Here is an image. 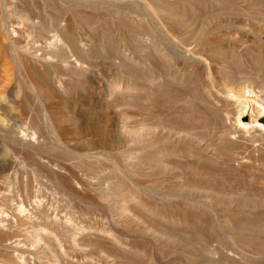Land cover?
Segmentation results:
<instances>
[{"label":"rangeland","instance_id":"rangeland-1","mask_svg":"<svg viewBox=\"0 0 264 264\" xmlns=\"http://www.w3.org/2000/svg\"><path fill=\"white\" fill-rule=\"evenodd\" d=\"M207 69L264 74V0H0V264H264V104Z\"/></svg>","mask_w":264,"mask_h":264},{"label":"bare ground","instance_id":"bare-ground-1","mask_svg":"<svg viewBox=\"0 0 264 264\" xmlns=\"http://www.w3.org/2000/svg\"><path fill=\"white\" fill-rule=\"evenodd\" d=\"M59 36L57 30L53 31L52 37L53 40H56ZM192 53H199L204 55L207 58V55H205L203 52L192 49ZM192 61H199L197 58H190ZM206 65V63H205ZM207 68V66H206ZM221 75L222 81H218L215 77V71H209L208 69L206 71H203L204 79L207 86V92L214 97L217 98V100H221L220 96L217 95L218 92L222 91L223 89H229L231 91V100L229 99L227 102L231 105L230 110H228L231 115L233 116V120L236 123H240V117L247 112V108L249 106L253 107L255 106V101H252L244 95L245 93L242 92V88L247 87V89L253 93H260L259 95V102L264 104V74H256V75H250V74H243L242 76H238V78H234L230 74H227L225 71H217ZM237 72V71H236ZM256 72V71H255ZM243 73V72H242ZM211 88H214L215 92L211 90ZM230 93V92H229ZM226 101V99H224ZM247 103V106H246ZM259 107L257 104L256 107ZM260 108V107H259ZM262 108V107H261ZM255 109V107H254ZM257 113L255 116H251L250 114L248 117H252L253 120L257 118V116L262 113L261 110L256 109ZM264 112V109H263ZM262 116V115H261ZM226 132L227 135H230L233 131L230 127L222 129ZM223 131V132H224ZM226 137V136H225ZM236 138H243L247 142L255 143L257 146H262V141L264 140L261 137V133H250L248 136L244 137L243 135H236ZM264 145V144H263ZM259 148V147H258Z\"/></svg>","mask_w":264,"mask_h":264}]
</instances>
